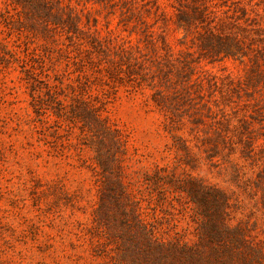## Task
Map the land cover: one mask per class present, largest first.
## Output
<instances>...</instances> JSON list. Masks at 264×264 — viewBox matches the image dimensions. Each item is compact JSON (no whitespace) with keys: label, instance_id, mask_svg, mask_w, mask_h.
<instances>
[{"label":"rangeland","instance_id":"obj_1","mask_svg":"<svg viewBox=\"0 0 264 264\" xmlns=\"http://www.w3.org/2000/svg\"><path fill=\"white\" fill-rule=\"evenodd\" d=\"M0 264H264V0H0Z\"/></svg>","mask_w":264,"mask_h":264},{"label":"trees","instance_id":"obj_2","mask_svg":"<svg viewBox=\"0 0 264 264\" xmlns=\"http://www.w3.org/2000/svg\"><path fill=\"white\" fill-rule=\"evenodd\" d=\"M97 118L99 119V122L103 125L100 129H97V127H95L93 123L87 121L85 117L84 119H82V122L83 126L87 128L88 133H90L89 135L92 141L91 148L94 149V152L96 154L95 158L97 165L100 166L103 172H107L111 169V164H115V162L118 161V155H111V148L121 147L123 145V139L120 132L117 129L112 128V126L109 125L105 121V119L100 120L99 116L96 115V121ZM107 151H109V153H107ZM103 186L105 185H102V187ZM147 233H149L154 239H156L152 231H148ZM148 240L151 241L152 239L149 238ZM152 245H154L153 242H149L146 244L147 247H151ZM157 247H161V245L158 244ZM180 250H182V254H188L185 253V250L190 251V247L182 246ZM190 252L192 253L190 255L194 254L193 251Z\"/></svg>","mask_w":264,"mask_h":264}]
</instances>
